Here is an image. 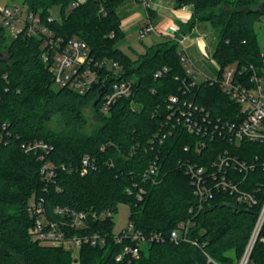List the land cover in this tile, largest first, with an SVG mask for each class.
I'll return each instance as SVG.
<instances>
[{"label": "trees", "instance_id": "trees-1", "mask_svg": "<svg viewBox=\"0 0 264 264\" xmlns=\"http://www.w3.org/2000/svg\"><path fill=\"white\" fill-rule=\"evenodd\" d=\"M75 1L25 3L39 13L54 38L63 43L78 38L87 43L95 61L106 63L101 70L103 84L85 93L55 84L51 64L44 61L43 54L50 48L52 58L56 48L26 33L9 38L0 27V264H117L115 258L124 244L114 240L113 219L99 215L108 210L115 214L120 203L129 206V221L143 233L169 234L180 223L191 221L189 236L200 244L150 243L131 264H208L207 254L219 264H235L264 204V169L259 167L247 177L229 173L240 189L256 195L257 205L245 206L234 195L220 191L199 209L187 166L214 171L212 163L226 149L247 161L264 160V146L251 142L232 145L219 135L208 141L201 134L190 133L168 116V100L178 96L181 102L192 104L199 121L209 114L213 123L234 119L240 105L229 100L218 83L189 86L191 79L173 39L150 46L136 58L125 53L119 47L125 37L119 0H86L71 6ZM177 1L178 6L193 8L177 38L205 20L218 32L213 58L219 74L236 65L243 70L242 80H248L253 66L264 77L256 29L257 24H264V0ZM55 7L58 15H54ZM51 16L54 19L49 22ZM115 63L118 77L113 73ZM165 67L168 71L156 78ZM123 79L132 83V95L104 111L100 90L109 92ZM87 106L93 108L100 125L93 134L83 135ZM54 116L61 118L62 132L47 126ZM201 141L205 146L198 149ZM40 143L48 148L39 147ZM46 163L55 169L51 181L41 173ZM153 163L158 175L144 180ZM140 189H144L141 199ZM33 196L43 198L48 218L58 223H69L72 213H85L87 226L67 229L68 233L98 232L107 237L106 243L85 244L74 251L34 241L29 234ZM57 207L65 213H56ZM252 258L255 264H264V241L257 242Z\"/></svg>", "mask_w": 264, "mask_h": 264}, {"label": "built area", "instance_id": "built-area-1", "mask_svg": "<svg viewBox=\"0 0 264 264\" xmlns=\"http://www.w3.org/2000/svg\"><path fill=\"white\" fill-rule=\"evenodd\" d=\"M86 0H77L71 6L76 7L79 3ZM146 9L151 7L153 0H141ZM182 7H186L185 5ZM54 16L48 18L51 22ZM0 27L9 32L11 38L26 33L28 35L43 38L46 46L56 48L52 58H50V48L44 51L43 58L45 62H50L51 70L54 75L55 84L58 87H67L79 93H85L94 85L104 82L102 67L105 62H97L91 56L89 46L86 42L72 38L67 43H63L61 38H54V34L49 26L42 20L37 12L28 9L25 2L21 5L0 6ZM158 32V29L152 24L144 25L140 30V36ZM178 29L171 27L169 35L180 46L178 54L188 77H190L189 86L196 87L201 82L210 84L218 83L222 92L227 95L229 100L240 105V111L232 120L222 122H212L209 114H206L201 121L198 120L195 112L192 110V104L182 101L178 96H170L168 100V116L176 120V123H182L190 132L201 134L205 140L212 141L216 135L223 136L232 145H240L242 142H251L264 146V77L260 76L255 67L250 66L252 74L248 80H242L243 70L238 69L236 65L224 69L217 78L205 77L199 80L202 75L195 68L187 49L184 45V37L177 38ZM113 73L118 75V64L115 63ZM249 70V69H247ZM262 73L264 75V53L262 62ZM168 68L159 70L155 76L160 77ZM220 71V70H219ZM188 81H186L187 83ZM133 92L132 83L129 80H121L113 84L110 91L104 92V101L102 109L107 111L109 107L121 98L130 97ZM182 103V104H181ZM187 105V109L184 108ZM207 124V125H206ZM205 146V142L198 143V149ZM39 147L47 149L46 144L40 143ZM187 149V148H185ZM88 158L83 160L84 171L88 164ZM264 169V160L256 157L252 161H247L232 155L226 149L217 161L212 163L214 171L208 172L206 168H196L193 165L187 166V174L190 176L191 185L194 194L198 198V207L201 209L203 204L214 198L216 192H227L234 195L238 203L248 207L257 205L258 199L255 194L244 191L229 177L231 171L239 172L247 177L250 172L257 168ZM55 169L50 163L44 164L41 173L48 181L54 177ZM151 175H158V167L151 164L144 174V180ZM144 189H140L138 197ZM193 208L190 209L192 212ZM56 213L64 214L65 211L59 207ZM29 213L33 223L29 228V234L34 241L41 244L64 247L78 251L85 244L92 246L103 245L107 237L101 233L92 234H69L67 229H84L87 226V215L85 213H72L69 223L63 221L58 223L48 218L44 206L43 198L35 196L29 201ZM101 216H107L113 219L114 213L110 210L104 212ZM191 221L180 223L169 234L163 232L143 233L137 230L134 225L128 221L126 228L119 233H114V240L119 244H124L122 251L116 256L117 264H131L141 257L144 246L150 243H165L167 241L179 244L189 242L194 246H200L197 239L189 236ZM264 226V204L257 215L251 236L245 246V249L237 259L235 264H255L252 255L258 241H264L261 231ZM208 264H219L207 254Z\"/></svg>", "mask_w": 264, "mask_h": 264}, {"label": "crops", "instance_id": "crops-1", "mask_svg": "<svg viewBox=\"0 0 264 264\" xmlns=\"http://www.w3.org/2000/svg\"><path fill=\"white\" fill-rule=\"evenodd\" d=\"M118 15L121 20V29L125 36L124 41L125 39L128 41V47L133 50L134 55H131L125 49H121L136 58L137 55L144 54L150 46L171 39L169 35L171 27H176L178 31L183 29L193 15V8L191 6H178L177 0H153L151 7L148 9L144 7L141 0H119ZM147 24L155 26L158 32L146 34L143 37L140 36L143 38L141 39L143 40L141 41L143 48L141 49L142 51H138L129 43V36L134 33L140 35L141 28ZM198 27L196 25L190 33L188 32L184 40L187 37L195 38L200 52L207 53L208 43L205 37L199 35ZM190 58L192 60L191 56Z\"/></svg>", "mask_w": 264, "mask_h": 264}, {"label": "rangeland", "instance_id": "rangeland-1", "mask_svg": "<svg viewBox=\"0 0 264 264\" xmlns=\"http://www.w3.org/2000/svg\"><path fill=\"white\" fill-rule=\"evenodd\" d=\"M25 0H0V6H13V5H21ZM54 15H58L59 8H54ZM199 29V35L202 37H205L208 46H207V53L200 52L199 45L195 38L187 37L184 40V45L189 53V55L192 57V60L194 62L195 68L200 71L202 74L199 78V80H203L205 77L210 78H217L219 74V65L216 63V61L213 58V54L217 45L218 41V32L213 26L205 21L201 20L196 24ZM258 38L260 42V46L262 48V51L264 53V24L259 23L256 26ZM9 38H11L9 32H8ZM143 38L140 37L139 34H130L129 36V43H131L132 46H134L138 51H142L143 48L141 46V40ZM128 41L125 39L122 42L119 43V47L122 49L127 50L131 55H134L133 50L129 49V45L127 44ZM180 49V46H178ZM138 56V55H137ZM136 56V57H137ZM233 65L225 67V69L230 68ZM84 114L87 118V125L80 131L83 135H90L93 134L96 131V128L100 125V120L96 116V113L94 112L93 108L91 106H87L84 108ZM47 126L53 130L54 132H62L64 129V124L59 116H54L48 123ZM129 215H130V208L125 203H120L118 206L117 212L113 216L114 221V230L113 232L119 233L122 229L126 228L128 221H129Z\"/></svg>", "mask_w": 264, "mask_h": 264}, {"label": "water", "instance_id": "water-1", "mask_svg": "<svg viewBox=\"0 0 264 264\" xmlns=\"http://www.w3.org/2000/svg\"><path fill=\"white\" fill-rule=\"evenodd\" d=\"M104 92H105V89L102 88V89L100 90L99 96L101 97V96L104 94ZM97 102H98V100L94 102L93 106H95V105L97 104Z\"/></svg>", "mask_w": 264, "mask_h": 264}]
</instances>
